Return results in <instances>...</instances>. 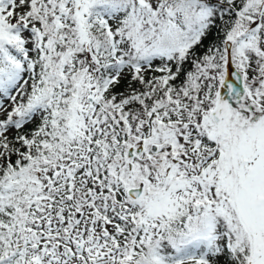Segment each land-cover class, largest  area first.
I'll return each instance as SVG.
<instances>
[{"label": "snow or ice", "instance_id": "6c2138e0", "mask_svg": "<svg viewBox=\"0 0 264 264\" xmlns=\"http://www.w3.org/2000/svg\"><path fill=\"white\" fill-rule=\"evenodd\" d=\"M0 264H264V0H0Z\"/></svg>", "mask_w": 264, "mask_h": 264}]
</instances>
